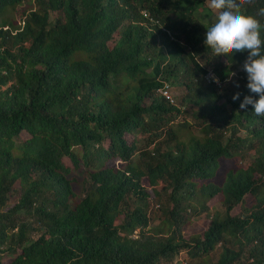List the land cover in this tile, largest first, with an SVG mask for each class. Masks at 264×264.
<instances>
[{
  "label": "trees",
  "instance_id": "trees-1",
  "mask_svg": "<svg viewBox=\"0 0 264 264\" xmlns=\"http://www.w3.org/2000/svg\"><path fill=\"white\" fill-rule=\"evenodd\" d=\"M197 2L0 0V264H264V117Z\"/></svg>",
  "mask_w": 264,
  "mask_h": 264
},
{
  "label": "clouds",
  "instance_id": "clouds-1",
  "mask_svg": "<svg viewBox=\"0 0 264 264\" xmlns=\"http://www.w3.org/2000/svg\"><path fill=\"white\" fill-rule=\"evenodd\" d=\"M209 6L217 10L214 23L204 33L203 44L215 56L226 52H246L242 70L246 74L245 87L250 93L239 103L241 110L251 107L257 117H264V39L261 37L259 21L239 11L237 0H209ZM258 15H264V8ZM255 94V96L251 95ZM240 94L232 96L236 101Z\"/></svg>",
  "mask_w": 264,
  "mask_h": 264
},
{
  "label": "rangeland",
  "instance_id": "rangeland-1",
  "mask_svg": "<svg viewBox=\"0 0 264 264\" xmlns=\"http://www.w3.org/2000/svg\"><path fill=\"white\" fill-rule=\"evenodd\" d=\"M27 6H23L20 7L17 12L16 15H14V19L15 21H19V17H20V13L23 11L24 8H26ZM196 9H197V18L204 24H208L210 22H215L216 20V15L212 14V11L209 9V7H202L200 3H196ZM112 46V45H111ZM242 66L240 67V70L237 68V70L234 72L235 74H237V72H242ZM174 90L171 89V93ZM177 92V91H175ZM175 92H173L175 94ZM22 138H26V136H22ZM127 140L130 142L132 140L131 137H127ZM225 169V168H224ZM214 204V203H213ZM214 209H219V207H217L216 204H214ZM193 221H197V219L193 220ZM188 260V259H187ZM187 262V261H186ZM172 264H174V262H172Z\"/></svg>",
  "mask_w": 264,
  "mask_h": 264
},
{
  "label": "built area",
  "instance_id": "built-area-1",
  "mask_svg": "<svg viewBox=\"0 0 264 264\" xmlns=\"http://www.w3.org/2000/svg\"><path fill=\"white\" fill-rule=\"evenodd\" d=\"M205 80L207 83L212 80L215 84H219L218 80L214 78V76L211 72H209L206 75ZM161 92L165 97H167L168 96V87L165 86ZM186 261H187V258L183 254H181V255L176 256L173 262H174V264H185Z\"/></svg>",
  "mask_w": 264,
  "mask_h": 264
}]
</instances>
